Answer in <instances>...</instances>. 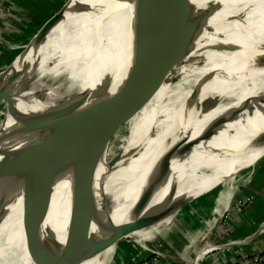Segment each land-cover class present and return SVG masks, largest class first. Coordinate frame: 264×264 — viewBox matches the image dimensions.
I'll return each instance as SVG.
<instances>
[{"label": "bare ground", "instance_id": "obj_1", "mask_svg": "<svg viewBox=\"0 0 264 264\" xmlns=\"http://www.w3.org/2000/svg\"><path fill=\"white\" fill-rule=\"evenodd\" d=\"M114 1L118 0H64L70 6L51 17L42 37L43 44L24 65H32L27 73L29 76L32 70L29 82L33 93H26L24 68L17 67L0 77V98L9 96L22 101L21 115L11 137L0 138V152L5 149L0 175L16 162L31 160L45 131L59 136L73 123L74 139L80 135L84 145L88 144L84 110L91 64L97 59L92 56L94 37ZM210 1L214 0L207 3ZM220 1L253 35L264 36V0ZM112 20L121 24L124 19ZM106 21L108 38L112 23L110 18ZM147 24L154 27L147 30ZM242 33L238 28L217 33L206 21L189 25L140 18L128 35L110 37L109 54L102 55L101 59L118 58L111 70L114 72L112 97L133 66L141 64L136 79L128 86L123 105H130L136 96V101L141 100V108L134 114L135 107L127 116L122 107L118 114L119 123L130 126L126 137L122 136L125 139L120 138L123 151L112 162L106 161L105 153L101 171L89 188L75 246L84 243L81 252L74 248V264H111L117 240L130 237L136 241L125 231L131 218L145 224L155 222L154 215L144 213L147 201L152 206L164 194L173 197L187 189L181 183L180 188L169 189L176 180L172 175L184 177V182L195 185L198 181L194 179L204 176L214 166L213 176L219 180L220 176L227 175L232 181L239 168L264 160V53L241 48L237 43ZM221 35L231 40L226 41ZM141 38L145 51L142 54L136 47ZM152 43H156L154 52L149 54L147 45L151 48ZM37 52L39 58L32 64ZM163 55L168 56L162 58ZM156 66L161 70V79L156 81L157 91L149 95L146 92L149 85L156 86L151 82L154 80L151 77L157 75ZM28 97L33 98L37 121L26 134ZM222 121L235 125L231 129H218L217 124ZM66 145L61 140L56 151L41 153L40 157L68 156L71 143ZM27 149L31 150L30 154ZM182 168L184 172L179 173ZM61 170V164H52L31 169L27 175L35 178ZM239 185L231 186L228 192L233 196ZM34 191V185L16 177L4 205ZM65 212L66 202H61L38 213L23 216L16 212L7 216L0 226L2 262L51 264L57 240L65 234Z\"/></svg>", "mask_w": 264, "mask_h": 264}, {"label": "water", "instance_id": "obj_2", "mask_svg": "<svg viewBox=\"0 0 264 264\" xmlns=\"http://www.w3.org/2000/svg\"><path fill=\"white\" fill-rule=\"evenodd\" d=\"M69 6L70 4L58 12L56 16L64 12V10ZM109 8L106 13L104 12L105 18L103 17V26L99 28L98 33L94 37L95 44H93L92 49V56H96L97 59L91 64L92 71L88 82L89 87L86 89V110H84L86 116V118L84 116V119L86 120L88 144L84 145L80 135L78 138L74 139L76 129L74 128L73 123L70 127H68V129L65 128L59 136L57 134H49L45 131L38 139V149L31 160L16 162L5 169L0 175V226L6 217L12 213L17 212L19 215L25 216L49 209L53 206V204L58 205L61 204V202H66L64 219L66 223L65 234L57 240L51 264H74V248H76L77 252L82 251V245L84 242L78 243L77 247L75 244L78 237L80 220L86 196L95 176L99 171V168L105 162L106 150L113 137L116 126L119 127L118 124L120 120H118V114L124 105L128 86L136 79L138 67L141 65L133 66L131 72L127 76V79L120 83L117 93L112 97L114 72L112 73L111 70H113V63L118 58L108 56L107 60L101 59V57H103L102 55L109 54L108 46H110V37H114L118 34H121L124 37L126 34L125 30L127 31L126 35H128L136 26L140 18L165 20L189 25H194L196 23L199 24L206 21L211 24V27L214 31H217V33L227 29H240V32L243 31V33L239 35L237 44L247 51L264 53V36L261 37L256 34L253 35V32L249 29L247 30V28L241 24L232 12L229 10L227 11L223 7L220 0L210 1L208 3L207 0H118L112 2V5ZM119 17L124 19L121 24L117 20H112V18ZM109 18L112 23V28L110 37L106 38L107 27L105 23L107 22L106 20H109ZM48 22L42 27V29L46 27ZM152 26L154 27L153 24H147L145 27L148 30L151 29ZM144 34L145 32H143L142 35ZM221 36L224 37L226 41L231 40L228 39L227 35ZM233 41H235V37ZM42 44L43 42L41 40L37 41L35 44V51ZM154 44L156 43L151 44V48L147 45L149 48V54L154 52ZM143 45L144 42H142L141 38L139 44H136L137 51L141 54L142 52H145L142 48ZM157 46L158 45H156V47ZM28 47H26L20 55L14 58L9 68L13 67L16 61L26 53ZM179 49L180 47L173 49V51L175 52ZM38 53L39 52L35 54V58L33 57V60L31 59L32 64L38 60ZM166 56L168 55H163L162 58H166ZM31 67L32 65L26 64L23 69V78L25 76V86H27L26 93L29 92V94L34 92L32 82H29L32 70L29 76L27 73ZM156 70L157 75L151 77V80L154 79L151 82L155 83L156 86L154 87V84H150L147 90L144 89L149 95H153L159 87L156 82L161 79V70L159 66H156ZM149 71L153 72L151 68H149ZM47 80L48 78L46 81ZM46 84H48V82H46ZM10 99H12V97H3L0 98V102H5V100L7 101ZM139 100H137L138 103L134 110V114L140 112L141 100ZM26 104L29 108V114L27 115L26 122L27 125L25 128V133L27 134L33 129L37 121V111L33 110L32 97H28ZM9 106L11 105L9 104ZM234 125L235 124L230 121H222L217 124V128L231 129ZM46 128L47 127H45V129ZM6 137L8 138V135ZM61 140L62 142L67 143V145L71 143L67 151V153L69 152L68 156H55L46 159H42L40 157L41 153L56 151L58 146H60ZM26 151L29 154L31 153L30 149H27ZM52 164H61V172L54 175H52L53 172L45 175H38V177L36 176L35 178L28 177L27 175V172L31 169L42 168ZM16 177L26 179L31 185H34L35 191L33 194L18 201L4 205L7 194L12 188ZM183 206L184 204L178 206L177 211L173 214L171 224L175 223L179 213L183 209ZM156 227H159L160 230L161 228L169 227V225H161L157 222L150 221L144 228V224H142V229L144 228L147 230L145 233H142V236L150 237L151 233L154 234V232L158 231L153 230ZM136 228L137 224L127 225L125 231L127 234H131L134 230H136ZM117 241L116 245L121 243L120 240ZM0 264H4L1 258Z\"/></svg>", "mask_w": 264, "mask_h": 264}, {"label": "crops", "instance_id": "obj_3", "mask_svg": "<svg viewBox=\"0 0 264 264\" xmlns=\"http://www.w3.org/2000/svg\"><path fill=\"white\" fill-rule=\"evenodd\" d=\"M7 47L11 50L16 49L13 46V42L8 44ZM2 59L0 58V62H2ZM13 60L10 59L9 63H12ZM1 65L0 67H2ZM263 162L264 160L260 162V166H258L255 174L254 171H251V168L247 170L246 175L242 179V183L233 192V196L228 191L236 183L232 182L225 185V182L230 181L227 175L221 177L204 191L193 189L190 193L185 194L181 202V204H184L183 208L185 209H182L179 213L174 224H171L173 209L170 211V208L172 207V203L164 202L160 205H156L157 203H155L150 209L148 208L149 210L144 207L145 214L154 215L155 222L161 225L168 224L169 227L161 228L160 230L159 227H156L153 230L158 231L154 232V234L151 233L149 237L142 236V233L147 231L144 229L146 226L145 223H140L135 220H133V223H128L127 225L137 224L136 230L129 234L133 235L136 241L133 243V240L130 238H124L121 244L127 241L130 244L126 243V246L128 245L129 247L124 245L122 249L120 247L111 264H122L127 259L134 260L133 258H140L144 263L151 257L156 256L153 252L160 253L163 256L160 264H194L198 259L199 263L196 264H216L208 260L206 255H201L200 251H204L217 243L240 241L247 238L250 239L245 242L244 247L241 245L243 248L235 247L232 251L244 254V256L264 253V169L262 170L261 166ZM249 173L251 174L250 177L245 178ZM236 175L233 176V179ZM246 183V186L249 187L243 189L246 195L242 196V191L238 192V190L240 186H245ZM220 184H224V188L221 189L222 186L218 187ZM199 196L204 197L196 201ZM244 196L250 198V205L245 207L241 212L232 210L225 227L221 228L219 224L220 229L218 227L216 228L218 222L223 219L222 216L228 212V204L230 205V201L235 199L238 202ZM215 200H219L216 209L214 205ZM162 206H166V208L163 209ZM142 224H144L143 229ZM225 228L228 229L226 233L222 231ZM159 232L163 233L160 234ZM135 246L142 248V256L139 253H135L133 250ZM139 250L141 251L140 248Z\"/></svg>", "mask_w": 264, "mask_h": 264}, {"label": "rangeland", "instance_id": "obj_4", "mask_svg": "<svg viewBox=\"0 0 264 264\" xmlns=\"http://www.w3.org/2000/svg\"><path fill=\"white\" fill-rule=\"evenodd\" d=\"M67 5H68V3H65L64 0H0V58H3L1 60L2 62H0V64H2L1 65L2 67H0L1 68L0 69V71H1L0 77H4V76L8 75L11 72V70H13L17 67H21L20 68L21 70L25 67L24 65H25L26 61L30 58L31 54L35 51L36 42L39 40L42 41V37L44 36V34L47 30L48 24L43 29H42V27L50 20V18L52 16H54V14H57V12H60ZM100 13H99V15H100ZM97 17H99V16H97ZM12 42H13V46L16 49L11 50L7 47V45L12 43ZM26 47H28L27 48L28 50L26 51V53L16 61V63L14 64L13 67L9 68V66L11 64V63H9L10 59H14L18 55H20ZM7 58H9V59H7ZM22 65H23V67H22ZM5 70H7V71H5ZM21 90L24 91L25 88L24 89L22 88ZM136 102L137 101H136V96H135V99L134 98L132 99L130 105L123 106L124 111L126 112L127 116L133 112L134 108L136 107L135 106ZM9 104L11 106H9ZM21 106H22V101L19 98H12V99L7 100V101L5 100V102L3 101L2 105L0 106V138L1 137L7 138L6 137L7 135L9 138L10 134L13 133V131L15 129L16 122H17L19 116L21 115V110H20V109H22ZM118 126L119 127L116 126V129L113 133V137L110 140V143H109L108 148L106 150V153H107L106 154L107 155L106 161H108V162H110V161L112 162L115 157H118L119 155H121L124 145H123V142L121 141L120 138L125 139L124 137H126V135L128 133V128L130 127L129 124L122 125L121 123H119ZM122 136H124V137H122ZM5 138H2V139H5ZM246 140H248V138H246ZM2 141H4V140H2ZM22 151H24V150H22ZM4 153H5V149L3 148V150H1V152H0V165L2 164ZM261 160H259V161H261ZM259 161L257 162L258 164H255L254 166L247 165V166L239 168L237 170V172H239V173L234 177V179L232 181L225 182V185L232 183V182H235V183L238 182V184H241L243 177L247 173V170H249L251 168L254 170V174L256 173L258 166H260ZM210 164L212 165L213 163H210ZM261 166H262V170H263L264 169V162ZM214 168L215 167L212 166L211 168H208L205 171V172H207V171L210 172V174H206L204 172L203 173V174H205L204 176L194 179L195 181H198L197 184H195V185L184 182V180H185L184 177L180 178L178 176L172 175V177H175L176 180H174L175 181L174 185L169 189L180 188L181 186H187V189L179 192L178 194H176L173 197H167L164 194L162 197L159 198V200L152 202V206L155 205V203H157L156 205H160L161 203H164V202H170V203H172V207L170 208V211H171L172 209H174L176 207L177 202H179L180 197H182L183 194H187L188 192H191L193 189H198L199 191L200 190L204 191L205 188H209L216 181H218V178L216 177V175L213 176L211 173ZM100 171H101V169L99 168L97 176L100 173ZM180 172H184V169L182 168L179 171V173ZM195 175L196 174L191 175V177L195 176ZM222 177H224V176H222ZM249 177L250 176L247 174V176L245 178H249ZM220 178H221V176H220ZM251 179H249V180H251ZM180 183L182 184L181 186L179 185ZM225 185L220 184V186H218V187L222 186L221 187V189H222V188H224ZM246 185H247V183L245 184V186L242 185L239 187L238 192L242 191V193H243V194H241L242 196L246 195L243 192V189L249 187ZM199 188H201V189H199ZM204 196H199L196 199V201H199ZM248 198L249 197L244 196V198L239 200L238 202H236L235 199H232V201L233 200L234 201L233 202L230 201V205L228 204V212H226L227 214L225 213L222 216L223 219L221 221H219L220 223H218L216 228L218 227L220 229L219 224L220 225H226L225 221H228V219H229L226 215L230 214L232 210L236 211L238 209L237 208L238 205H240L239 203L249 205L250 198L249 199ZM147 202H146V204H144L145 205L144 207H146L145 209H148V208L150 209L152 206H148V204L150 202L148 204H147ZM218 204H219V200L218 201L215 200V204H214L215 209H216ZM162 207H163V209L166 208V206H162ZM183 209H185V208H183ZM242 211H243V209H242ZM133 220L134 219L131 218L130 223H133ZM126 226L127 225H125V229H126ZM126 235L130 236L128 234H126ZM132 242L134 243V241H132ZM126 243H127V241L122 242V244L119 243L117 245V249L115 251V255L113 257V260L116 257L118 249L120 247L122 249L123 245L126 246ZM127 244H130V243H127ZM126 247H129V246L127 245ZM139 248H141V247L135 246V247H133V250L135 251V253H139L142 256V251H140ZM128 252H129V250H128ZM201 252L202 251H200V254H201ZM122 259H124V258H122ZM133 259L134 260L127 259L126 261L122 262V264H142V261L140 260V258H133ZM152 259H155V258L151 257L150 259H148L147 262H151ZM113 260H112V262H113ZM116 260L118 261V259H116Z\"/></svg>", "mask_w": 264, "mask_h": 264}, {"label": "built area", "instance_id": "obj_5", "mask_svg": "<svg viewBox=\"0 0 264 264\" xmlns=\"http://www.w3.org/2000/svg\"><path fill=\"white\" fill-rule=\"evenodd\" d=\"M239 204L240 205H238L237 207L238 209L235 210L241 212L242 209L245 208V206L248 207L250 205V202L249 205L243 203H239ZM226 216L229 218V214ZM225 223L227 224V221H225ZM220 227L223 228L225 227V225H220ZM249 239L250 238L240 241H226V242L217 243L209 247L208 249L202 251L201 254H203V256L206 255L208 257V260H211L216 264H264V253L252 255L251 257H246L244 256V254L236 253L232 251V249H234L235 247L243 248L245 246L244 244H246L245 242H247V240ZM241 245H243V247H241ZM153 253L156 255L154 257L155 259H152L151 262H144V263L142 262V264H160V261L163 256L160 253H155V252ZM228 254L230 255L228 256Z\"/></svg>", "mask_w": 264, "mask_h": 264}, {"label": "trees", "instance_id": "obj_6", "mask_svg": "<svg viewBox=\"0 0 264 264\" xmlns=\"http://www.w3.org/2000/svg\"><path fill=\"white\" fill-rule=\"evenodd\" d=\"M222 231H223L224 233H226V232H228V229L225 228V229H222ZM223 232H222V233H223ZM159 233L162 234L163 232H159ZM259 254H263V252H262V253H259ZM251 256H252V255L249 254V255L246 256V257H251ZM166 264H170V263H166Z\"/></svg>", "mask_w": 264, "mask_h": 264}]
</instances>
